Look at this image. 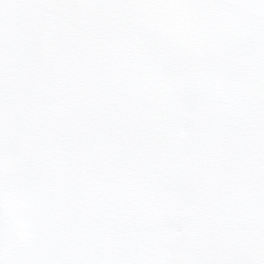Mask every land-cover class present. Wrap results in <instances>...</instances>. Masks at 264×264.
<instances>
[{"label":"snow or ice","instance_id":"1","mask_svg":"<svg viewBox=\"0 0 264 264\" xmlns=\"http://www.w3.org/2000/svg\"><path fill=\"white\" fill-rule=\"evenodd\" d=\"M0 264H264V0H0Z\"/></svg>","mask_w":264,"mask_h":264}]
</instances>
